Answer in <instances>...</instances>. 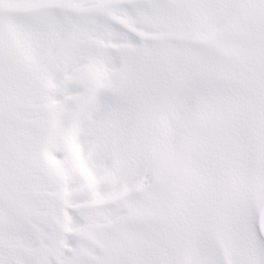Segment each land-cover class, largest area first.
Listing matches in <instances>:
<instances>
[{"label":"snow or ice","instance_id":"1","mask_svg":"<svg viewBox=\"0 0 264 264\" xmlns=\"http://www.w3.org/2000/svg\"><path fill=\"white\" fill-rule=\"evenodd\" d=\"M0 264H264V0H0Z\"/></svg>","mask_w":264,"mask_h":264}]
</instances>
